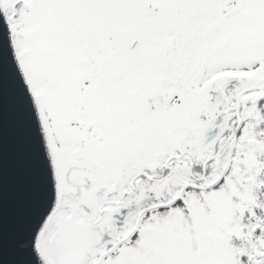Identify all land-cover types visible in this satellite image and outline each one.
Here are the masks:
<instances>
[{"label": "snow or ice", "instance_id": "snow-or-ice-1", "mask_svg": "<svg viewBox=\"0 0 264 264\" xmlns=\"http://www.w3.org/2000/svg\"><path fill=\"white\" fill-rule=\"evenodd\" d=\"M3 264H264V0H0Z\"/></svg>", "mask_w": 264, "mask_h": 264}, {"label": "water", "instance_id": "water-1", "mask_svg": "<svg viewBox=\"0 0 264 264\" xmlns=\"http://www.w3.org/2000/svg\"><path fill=\"white\" fill-rule=\"evenodd\" d=\"M0 23H2V20H0ZM0 43H2V41H0ZM0 264H3V262H2V261H0Z\"/></svg>", "mask_w": 264, "mask_h": 264}]
</instances>
